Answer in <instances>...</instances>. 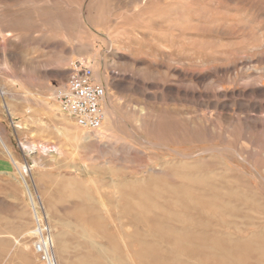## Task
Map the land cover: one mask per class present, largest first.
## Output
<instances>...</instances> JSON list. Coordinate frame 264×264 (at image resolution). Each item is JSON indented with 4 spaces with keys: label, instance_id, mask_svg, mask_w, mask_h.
Instances as JSON below:
<instances>
[{
    "label": "rangeland",
    "instance_id": "obj_1",
    "mask_svg": "<svg viewBox=\"0 0 264 264\" xmlns=\"http://www.w3.org/2000/svg\"><path fill=\"white\" fill-rule=\"evenodd\" d=\"M75 60L96 132L55 99ZM40 237L55 264H139V238L264 264V0H0V264H37Z\"/></svg>",
    "mask_w": 264,
    "mask_h": 264
},
{
    "label": "built area",
    "instance_id": "obj_2",
    "mask_svg": "<svg viewBox=\"0 0 264 264\" xmlns=\"http://www.w3.org/2000/svg\"><path fill=\"white\" fill-rule=\"evenodd\" d=\"M55 99L60 110L85 132L100 130L105 121L104 89L94 81L92 69L81 60L71 63L64 86L57 90ZM37 264H55L50 242L40 237L32 245Z\"/></svg>",
    "mask_w": 264,
    "mask_h": 264
},
{
    "label": "bare ground",
    "instance_id": "obj_3",
    "mask_svg": "<svg viewBox=\"0 0 264 264\" xmlns=\"http://www.w3.org/2000/svg\"><path fill=\"white\" fill-rule=\"evenodd\" d=\"M26 148H27V150L30 151V150H32L33 147L27 146ZM40 150L42 152H44V148H40ZM129 218H131V217H129ZM128 220H130V219H128ZM162 231H164V232H162ZM184 233H188V232H186L183 229L176 231L174 229H167L164 227V230H158L156 234L160 238L175 239V243L177 245H181V244H185V241L183 240ZM136 235H138V234H136ZM146 236H145V238H146ZM135 240H137V239H135ZM136 242L138 243V241H136ZM222 243L223 242L217 240V241L213 242L212 244H206V243H202V244H196L195 243L194 244L193 243V245L194 246L196 245L195 246L196 251L202 253L204 255L205 259L210 260L211 262L215 261V263H217V264H243L242 263L243 259L238 257V256L233 257L231 255V250L224 247L222 245ZM138 245H139V247H138V251L136 253H137V258L139 260V264H149V263L163 264V260L158 256L160 247H158L157 245H150L143 238H141V239L139 238V244ZM260 246L257 247L256 250L259 253V255L262 256V255H264V247L262 245H260ZM177 259L178 258L172 259V264H179L180 262ZM101 261H103V263H110L111 262L108 258H101ZM117 263H121V261L118 260ZM164 264H165V262H164Z\"/></svg>",
    "mask_w": 264,
    "mask_h": 264
}]
</instances>
